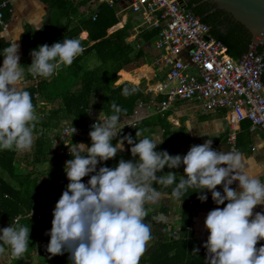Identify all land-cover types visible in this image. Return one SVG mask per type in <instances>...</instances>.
<instances>
[{
    "label": "clouds",
    "instance_id": "obj_1",
    "mask_svg": "<svg viewBox=\"0 0 264 264\" xmlns=\"http://www.w3.org/2000/svg\"><path fill=\"white\" fill-rule=\"evenodd\" d=\"M15 41L0 54V151L30 150L38 120L31 94L18 86L24 70ZM83 51L79 39L39 45L30 53L28 72L48 79L62 66H71ZM137 91L136 86H126L122 95ZM111 107L114 114L92 125L90 146L66 144L72 157L64 166L69 183L53 209L52 227L46 233L50 236L47 252L51 256L69 253L71 264H139L152 239L151 226L144 222L146 206L158 203L161 197L154 184L175 185L168 199H180L189 188H199L196 193L202 203L211 193L214 204L225 205L209 211L205 218L209 232L203 245L205 264H264V245L256 247L264 240V212H253L264 205V182L252 171L253 161L238 150L213 148L211 139L192 145L184 155L157 151L163 140L145 137L136 142L131 134L113 144L123 129H118L122 109L115 102ZM188 127L190 132L193 127L190 123ZM125 142L131 146V156L138 159H120L115 168H98L123 152ZM181 166L184 174L178 182L176 172L163 173L165 167ZM84 177H90L87 183L82 182ZM235 182L237 187H230ZM29 243L26 225L0 229V251L7 245L13 258H20Z\"/></svg>",
    "mask_w": 264,
    "mask_h": 264
},
{
    "label": "trees",
    "instance_id": "obj_2",
    "mask_svg": "<svg viewBox=\"0 0 264 264\" xmlns=\"http://www.w3.org/2000/svg\"><path fill=\"white\" fill-rule=\"evenodd\" d=\"M41 1L49 7L53 18L38 32L32 28H27L25 31L21 57L22 67L26 70L25 78L30 79L32 77V74L28 72V66H30L28 59L31 57V51L37 49L39 45L47 43L51 46L54 42H62L63 39H79L84 51L71 66H62L51 79L41 77L42 81L38 90L31 87L21 89L31 94L35 110L37 101L34 99V95L36 93H38L40 100L51 105V108L46 111L44 118L36 121L31 160L27 162L29 167L21 168L20 162H17L18 150L0 151V212L4 218L12 221L20 216V219L13 226L18 223L30 228V243L27 251L20 258L11 256L10 264H33V255L37 245V241H35L36 225L34 223L38 222V219L36 217L29 219L25 215L34 208L36 214L41 215L44 202H40L36 208L41 190L44 191L42 195L46 191L50 192L51 201L55 207L69 183L64 166L66 161L72 157L60 155L58 150L53 147L50 138V133L53 130L60 131L63 126L68 124L84 127L90 120L89 111L100 112L106 119L114 114L111 105L115 102L122 109L118 126L123 122L132 120H137L138 124L134 131L125 132L122 136L118 135L113 140V144L128 134H131L138 142L139 137H149L154 132L155 127H160L164 132L163 143L157 147V151L167 150L170 155L180 154L178 145L182 143L181 137H172L169 132L171 127L167 121L169 112H166L164 117L159 114H151L143 119H137L138 111L142 110L137 108L138 101L147 100V96L144 94V83L140 87L136 86L138 91L133 95L128 97L122 95L124 87H133L127 78L131 76L133 71L146 64L147 54L141 46L154 40L159 29H139L135 33L131 31L132 23L128 21L122 28L109 33V30L111 32L121 21L118 17V10L114 6L100 4L96 11L97 16L93 20L92 15L87 16L81 10L87 0L77 5L62 0ZM187 6L195 16L199 17L210 28L211 36L224 45L226 56L238 58L251 44V35L223 12L212 11L209 0H188ZM6 11H8L7 8L3 11L5 21L7 18ZM82 32L87 33L86 39L80 38ZM8 46V43L0 40V54ZM257 52L262 56L264 62V46H258ZM92 61H95L96 64L89 66ZM2 62L3 56H0V66ZM262 80L264 82V74ZM122 81L125 83L117 84V82ZM145 113L150 114L151 112L146 111ZM247 122L241 123L242 133L243 131L248 133L250 123ZM137 131L139 135L136 137ZM88 145L90 146L91 142ZM127 147L124 157L133 158L130 153L131 146L127 145ZM121 158L118 152L115 158L102 162L98 168L100 166L115 168ZM133 159H138V157ZM38 166H42V172L37 173L36 168ZM169 171L177 173L176 182H178L179 175L184 174L183 166L179 169L165 167L163 173ZM88 179L90 177H84L82 182L87 183ZM59 180L63 181V185L58 184ZM174 186L159 185L158 191L170 196ZM217 189L221 191L222 188L217 186ZM199 191V188H189L180 199L173 198L175 201L182 202L178 220L180 226L179 239H176L172 232H166L164 224L155 228V223L158 222L155 215L148 214L145 217L144 222L151 226L152 239L150 241L152 247L149 256L142 263L205 264L206 249H200L193 238L185 239V230L192 223V213L195 208L218 207L212 201L211 193H208L207 201L202 203L198 199L199 194L196 193ZM43 219L46 222V233H48L52 227V213H44ZM46 233L45 235L49 236ZM49 241L47 240L46 244ZM3 247L7 248L10 254V248L7 245ZM195 248L199 249L198 253L192 252ZM49 261L50 264H71L69 253L52 256Z\"/></svg>",
    "mask_w": 264,
    "mask_h": 264
},
{
    "label": "built area",
    "instance_id": "obj_3",
    "mask_svg": "<svg viewBox=\"0 0 264 264\" xmlns=\"http://www.w3.org/2000/svg\"><path fill=\"white\" fill-rule=\"evenodd\" d=\"M9 1L0 3L2 31L8 28L3 11ZM62 1L77 5L84 0ZM187 1L87 0L81 10L87 16L92 15L94 20L98 6L107 4L121 12L129 10L147 20L149 27L146 29H159L154 40L141 46L147 54L145 65L152 69L153 75L150 79H141L145 84L147 100L138 101L137 108L161 115L184 106L202 115L222 110L226 113L225 121L230 127L227 139L230 150H237L240 125L244 121L250 123V132H259L264 140V62L257 52L258 45L250 44L237 59L226 56L224 45L215 40L210 28L188 9ZM29 63H32V58ZM41 81V77L32 75L30 79L22 77L19 82L24 88L38 90ZM34 99L37 101L36 116L38 119L44 118L45 113L41 112L44 103L38 93ZM88 116L90 120L84 127L68 124L52 134L53 147L60 155L71 156L66 144L91 142L89 132L92 125L102 122L104 118L94 119L89 113ZM137 124V120L121 123L118 129H123L119 135L134 131ZM125 147L127 149L126 142ZM260 180L264 182V175ZM58 184L63 185V181L59 180ZM46 194L42 200H51L50 192L46 191ZM39 216L35 208L25 215L29 219ZM19 219L20 216L15 218V223Z\"/></svg>",
    "mask_w": 264,
    "mask_h": 264
},
{
    "label": "crops",
    "instance_id": "obj_4",
    "mask_svg": "<svg viewBox=\"0 0 264 264\" xmlns=\"http://www.w3.org/2000/svg\"><path fill=\"white\" fill-rule=\"evenodd\" d=\"M2 1L4 0H0V3ZM7 9L8 11H6V16H7L6 22L8 24V28L6 31L0 32V40L5 41L6 43L9 44V46L15 40H16L15 43L19 44L20 64H21V68L24 70L23 77L24 79H26L25 78L26 70L22 67V63H21L22 41L24 36L26 35L25 31L27 30V28H32L34 31L38 32L39 30L42 29V27L45 24L49 23V21L53 17L49 7L46 4H44L41 0H10L7 4ZM121 27H123V23L120 21L118 25L112 29L111 32L109 30V33H112L120 29ZM82 35H86V37L83 38ZM80 38L86 39L87 33L82 32L80 34ZM29 59H28V63H29ZM233 59H237V58H233ZM2 64L3 62L1 63V66ZM144 69L145 70L147 69L148 72H143ZM152 75H153L152 69L144 64V66L133 71L131 76L127 79L131 83L134 82L132 84H135L136 86V85H141L143 83V81L141 82L142 78L146 77L150 79ZM49 79H51V77ZM117 84H122V83L117 82ZM18 86L21 89H25L20 84V82H18ZM50 108L51 105L44 103L41 112L46 114V111L50 110ZM180 109L181 107L179 108V110L177 109V111H169V116L167 117V121L171 126L169 132L172 135V137H181L182 143L178 145L180 148V155L186 154L192 145L203 144L208 139H211L213 141L212 144L213 148L223 151L230 150V147L227 144L228 135L230 133V127L227 125V123L225 124L226 113H224V111L217 110L207 115H202V114L194 113L193 111L186 109L184 107L182 109H186V110L183 111L181 109V119H179ZM142 110L144 111L143 113ZM142 110L138 111V116H137L138 120L143 119L151 114H156L153 112H151L150 114H146L145 113L146 111L144 109ZM185 111H187L188 113ZM88 113L91 116H95L99 112L89 111ZM161 116L164 117V115ZM189 123L193 127L190 132L188 127ZM158 129L162 130L160 127H155L154 132L149 135V138L157 141L163 140L164 132L162 130V134L157 133ZM143 138L145 137L144 136L139 137L138 142ZM85 144L88 145V143ZM160 145L161 144H159L158 146ZM236 148L238 151L242 152L246 158L253 161L252 171L260 179L261 176L264 175V140L262 135L259 132L252 133L250 132V130H248V133L244 134L242 133V129L240 125V133L238 134ZM124 154H120L122 157L121 159H124L126 161L134 160L133 158H125ZM237 184L238 182H235L230 187L235 188L237 187ZM154 187H156L157 190L159 189L158 188L159 185L154 184ZM168 197L169 195L161 193V197L158 203L148 204L146 207L148 208V214H152L153 216L155 215L157 217L158 222L155 223L156 224L154 226L155 228H157L161 224H164L166 227V232L168 233L172 232L175 238L179 239L180 226L178 220L180 216V210L182 209V202L175 201L173 198L168 199ZM226 203L227 201L225 202V204ZM224 206L225 205H220L218 207L223 208ZM214 208H201V207L195 208L192 213V223L185 230L186 232L185 239L193 238V240H195L199 245L200 249L204 248L203 245L206 242L209 235L208 230H206L204 226L205 218L208 212L213 210ZM253 212L254 214L255 212H264V205L257 206L256 208H254ZM182 236L183 235L181 231V237ZM261 245H264V240L259 241L256 247L259 248ZM151 247H152V242L149 241L146 246V251L140 258L139 264H146L142 262L145 261L146 258L149 256Z\"/></svg>",
    "mask_w": 264,
    "mask_h": 264
},
{
    "label": "rangeland",
    "instance_id": "obj_5",
    "mask_svg": "<svg viewBox=\"0 0 264 264\" xmlns=\"http://www.w3.org/2000/svg\"><path fill=\"white\" fill-rule=\"evenodd\" d=\"M117 10H118V16L120 17L121 22L123 23V26L128 21H130L132 23V26H131V31L132 32L137 33L139 29H146V28L149 27L148 24H147L148 23L147 20H144L141 17L133 14L131 11L123 10L121 12L119 9H117ZM95 64H96V62L92 61L89 66H92V65H95ZM120 83H125V82H120ZM126 83H128V82H126ZM129 84H131V83H129ZM133 86H135V85H133ZM136 86L140 87L142 85H136ZM43 105H41V107ZM184 107H186V106H184ZM184 107H181V109L184 108ZM181 109H180V113H179V119H181ZM182 110L184 111L186 109H182ZM185 112H187V111H185ZM92 117L94 119H101L103 116L99 112L95 116H92ZM194 117H196V116H194ZM247 123H249V122H247ZM225 124H226V122H225ZM56 132H58V130H53L50 133V137L52 136L53 133H56ZM157 133L162 134V130L158 129ZM243 133L245 134L246 132L243 131ZM122 135L123 134H121L120 136H122ZM33 140H35V136L34 135H33ZM32 149H33V146H32V148L30 150H25V151H19L18 150V154H17L16 160H17L18 163L20 162L21 168H25L26 166L29 167V163H27V162L28 161L30 162V160H31L30 156H31V153H32ZM125 151H126V149L123 152H119V153L120 154H124ZM36 171H37V173L38 172H42L43 171L42 166H38L36 168ZM0 174H1V172H0ZM43 192L44 191L41 190V192L39 193L40 195H39L37 204L40 203V202H44L43 203L44 207H42V210H41V213H40L41 215L37 218L38 222L34 223L36 225L35 226L36 227L35 241H37V245H36L35 253L33 255L34 256L33 257V264H41V262H44V264H50L49 260L52 258L51 254L47 252V245H48L49 242L47 244H46V242H47V240H50V236H46L45 235V233H46V227H45L46 222L43 219V214L47 213V212L53 213L54 207H53V204H52L51 200H46V199H44V201L42 200V198H44L47 195L46 192H45L44 195H42ZM37 204H36V208L39 205V204L38 205ZM14 223H15V220L12 221V220H8V219L4 218V216L0 212V229L8 227L9 225H13ZM11 258L12 257L9 254V250L7 248L3 247V251H0V264H10Z\"/></svg>",
    "mask_w": 264,
    "mask_h": 264
},
{
    "label": "water",
    "instance_id": "obj_6",
    "mask_svg": "<svg viewBox=\"0 0 264 264\" xmlns=\"http://www.w3.org/2000/svg\"><path fill=\"white\" fill-rule=\"evenodd\" d=\"M212 11H221L241 25L251 44L264 46V0H209Z\"/></svg>",
    "mask_w": 264,
    "mask_h": 264
},
{
    "label": "bare ground",
    "instance_id": "obj_7",
    "mask_svg": "<svg viewBox=\"0 0 264 264\" xmlns=\"http://www.w3.org/2000/svg\"><path fill=\"white\" fill-rule=\"evenodd\" d=\"M82 36H83V38L86 37V35H82ZM143 72H148V70L147 69L146 70L144 69ZM132 83H134V82H132ZM133 85H135V84H133Z\"/></svg>",
    "mask_w": 264,
    "mask_h": 264
}]
</instances>
